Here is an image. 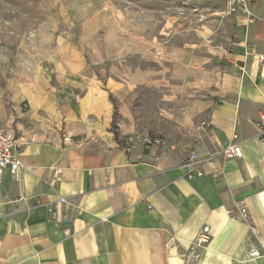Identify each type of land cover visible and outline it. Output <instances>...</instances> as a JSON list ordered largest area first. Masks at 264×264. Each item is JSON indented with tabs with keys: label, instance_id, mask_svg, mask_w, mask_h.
<instances>
[{
	"label": "crops",
	"instance_id": "crops-1",
	"mask_svg": "<svg viewBox=\"0 0 264 264\" xmlns=\"http://www.w3.org/2000/svg\"><path fill=\"white\" fill-rule=\"evenodd\" d=\"M250 7L251 18L228 15L222 46L193 37L171 53L210 67L208 79H192L198 88L170 146L125 152L135 127L121 113L115 139L109 93L88 84L83 63L67 68L66 98L15 131L22 175L7 171L0 184V264H264V0ZM233 133L242 157L216 154ZM191 151L207 160L203 176L187 179ZM235 201L246 203L248 222L227 212Z\"/></svg>",
	"mask_w": 264,
	"mask_h": 264
},
{
	"label": "rangeland",
	"instance_id": "rangeland-1",
	"mask_svg": "<svg viewBox=\"0 0 264 264\" xmlns=\"http://www.w3.org/2000/svg\"><path fill=\"white\" fill-rule=\"evenodd\" d=\"M228 15L220 0H0V129L34 127L66 98L62 79L81 62L83 78L112 94L136 134L167 138L181 130L192 79H208L210 67L171 53L193 37L222 46Z\"/></svg>",
	"mask_w": 264,
	"mask_h": 264
},
{
	"label": "built area",
	"instance_id": "built-area-1",
	"mask_svg": "<svg viewBox=\"0 0 264 264\" xmlns=\"http://www.w3.org/2000/svg\"><path fill=\"white\" fill-rule=\"evenodd\" d=\"M224 4L225 12L229 15L235 13H242L248 17L253 16L250 4L253 0H220ZM264 59V56H262ZM202 125H208L206 121ZM257 128L260 136H264V113H261L257 120ZM138 145H142L148 150H158L161 147L171 145V142L164 137L156 135H141L131 134L123 140V150L131 152L132 149ZM22 146L19 137L15 131L0 129V184L5 181L6 173L9 172L12 179L19 181L22 175V164L18 156V151ZM242 148L238 140L237 133H233L230 143L221 148L216 154L223 158H240L242 157ZM160 155L155 153L152 161L153 163L159 161ZM207 158L200 157L195 151L189 152L183 161L185 168V177L187 179H194L205 174L202 166ZM227 212L237 220L248 222L250 218L249 210L245 202L235 201L233 206L227 209ZM205 239L204 235L200 238ZM252 256H260L261 252L258 249L251 250Z\"/></svg>",
	"mask_w": 264,
	"mask_h": 264
},
{
	"label": "trees",
	"instance_id": "trees-1",
	"mask_svg": "<svg viewBox=\"0 0 264 264\" xmlns=\"http://www.w3.org/2000/svg\"><path fill=\"white\" fill-rule=\"evenodd\" d=\"M110 100L113 104V120H112V124H111V131L114 133V137L115 139L119 140V132H118V126L116 124L117 122V118L119 116V109L116 103L115 98L112 96V94L110 95Z\"/></svg>",
	"mask_w": 264,
	"mask_h": 264
}]
</instances>
